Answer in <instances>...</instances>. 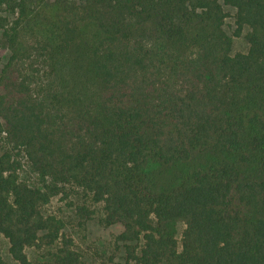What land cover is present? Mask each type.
<instances>
[{"label": "trees", "instance_id": "trees-1", "mask_svg": "<svg viewBox=\"0 0 264 264\" xmlns=\"http://www.w3.org/2000/svg\"><path fill=\"white\" fill-rule=\"evenodd\" d=\"M223 2L234 36L249 29L246 53L230 55L220 0L52 13L0 0L17 9L0 71V136L12 147L0 153V235L16 264H32L28 248H54L37 264H81L63 220L41 212L67 187L122 228L127 264H264V0ZM24 29L34 47H20ZM34 57L52 75L36 93L23 70ZM14 151L37 183L20 179Z\"/></svg>", "mask_w": 264, "mask_h": 264}, {"label": "rangeland", "instance_id": "rangeland-1", "mask_svg": "<svg viewBox=\"0 0 264 264\" xmlns=\"http://www.w3.org/2000/svg\"><path fill=\"white\" fill-rule=\"evenodd\" d=\"M90 0H24L25 6L31 10L36 11L37 8H44L48 13H52V8L58 3H69L76 5H84ZM224 0H220L227 17L224 21V30L230 36L231 46L230 55L237 53H246L248 50V43L246 40V34L249 32L248 28H244L239 36H234L235 24L234 15L235 9L224 5ZM20 0H12L13 6H16ZM40 7V8H39ZM17 8V7H16ZM12 14L8 4L0 5V71L3 68L5 62L10 56V51L4 37V30L10 28L12 20L16 17ZM33 19L30 21V30H35V25L38 20ZM29 29H24L20 37V47H34L36 40ZM40 38V37H39ZM24 72L32 75L31 81L35 82L32 85L35 93L47 86L48 80H51V69L41 65L39 58H32L23 66ZM12 147L7 145L4 140V135L0 136V153L5 150H11ZM14 155L21 163V169L19 171L20 179L28 182L29 184L37 183V176L33 174L26 162L24 154L19 151H14ZM85 206L89 210L94 211V215L86 220L82 219L76 212L77 207ZM103 205L93 204L90 200V196L85 194L80 189L72 187L66 188V194H60L53 197L48 204L41 208L43 215L56 216L63 220L65 227L63 229L64 236L71 238L73 242V248L78 252L81 260V264H127L125 262V253L122 243L117 240V236L122 231L120 226H105L102 222L103 219ZM184 229L182 223H176L174 225V231L176 238L180 244L181 233ZM180 249V246H179ZM52 250L45 248H28L26 254L32 264L42 263L50 258ZM0 257L4 261V264H16L9 255V243L2 235H0ZM166 264V263H163Z\"/></svg>", "mask_w": 264, "mask_h": 264}]
</instances>
